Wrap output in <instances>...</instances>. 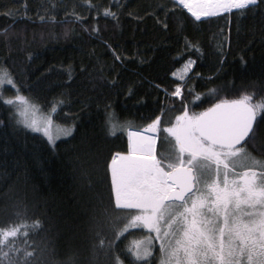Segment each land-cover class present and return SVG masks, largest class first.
I'll list each match as a JSON object with an SVG mask.
<instances>
[{"label":"trees","instance_id":"1","mask_svg":"<svg viewBox=\"0 0 264 264\" xmlns=\"http://www.w3.org/2000/svg\"><path fill=\"white\" fill-rule=\"evenodd\" d=\"M92 2L113 6L116 0ZM120 3L125 7L115 26L110 17H96L88 11L85 0H0V29L14 33L5 41L0 32V64L14 74L22 94L39 105L40 111L48 113L54 100H64L65 105H58L52 114L53 120L59 126L74 125L71 135L59 137L53 148L40 133L16 125L9 117L14 109L0 101V222L7 219L4 208L9 201L4 194L12 185L17 195L26 197L30 216L44 223L45 231L31 239L39 242L46 234L52 235L61 257L73 250L87 256L91 245L76 186V165L97 151L108 159L111 152L127 151V131L114 136L106 133V104L111 103L121 121H129L131 111L159 115L163 107L164 119L171 117L174 122L183 110L181 101L171 96L177 83L182 85L181 97L190 112L216 102L208 89L227 87L229 92H222L221 97L233 99L239 91L264 86V14L260 10H249L246 15L233 10L202 18L204 23H200L186 9L172 10V0ZM53 4L58 5L55 11H51ZM164 4L170 12L167 18L157 7ZM73 6L84 24L99 27L98 34L85 31L70 15ZM7 10L12 15H4ZM46 13L55 15L57 22H40L38 15ZM157 18L168 24L167 30ZM186 40L196 47L186 50ZM104 41L121 54L119 61ZM28 52L33 54L30 61ZM189 57L195 63L185 80L172 76ZM14 93L4 85L5 97ZM149 236L155 234L141 225L132 227L118 244L125 248ZM156 242L153 239L154 264L159 262Z\"/></svg>","mask_w":264,"mask_h":264},{"label":"snow or ice","instance_id":"2","mask_svg":"<svg viewBox=\"0 0 264 264\" xmlns=\"http://www.w3.org/2000/svg\"><path fill=\"white\" fill-rule=\"evenodd\" d=\"M85 5L96 17H110L115 26L125 7L120 0L113 6L92 0H85ZM261 5L264 0H172L171 9H186L194 21L204 23L202 18L233 10L240 15L252 9L264 14ZM57 7L53 4L51 11ZM157 7L167 18L168 5ZM3 14L10 16L12 11ZM70 15L85 31L99 33L97 25L83 23L76 6ZM38 19L57 22L55 15L47 13ZM157 22L167 30V23L159 18ZM0 32L5 41L14 34L9 29ZM104 43L119 61L121 54L108 41ZM189 47L196 45L186 40L185 49ZM27 56L29 61L33 58L31 52ZM241 62H245L243 57ZM194 63L189 57L171 75L185 80ZM5 84L15 95L4 96ZM181 89L180 83L175 84L171 96L181 97ZM131 91L129 88V94ZM208 92L214 94L215 103L190 112L182 98L183 110L174 122L171 117L164 119L166 111L161 107L160 114L149 117L144 126L149 135L129 130L133 125L119 120L111 103L106 104V133L114 136L127 131L128 147L127 151L109 153L110 159L97 151L76 165V186L91 238L88 255L73 250L61 257L50 234L39 242L31 239L45 231L44 223L30 216L26 197L17 195L10 185L4 194L9 201L4 208L7 219L0 222V264H125L126 259L128 264H154L153 239L160 242L158 264H264V86L239 91L233 99L221 97L222 92H229L227 87ZM0 101L14 109L9 117L16 125L42 133L53 148L60 135L70 136L73 131L74 125L53 129L56 121L52 114L58 105H65L62 99L54 100L49 112L38 120L39 105L22 94L14 74L3 64ZM124 220L127 222L120 226ZM138 224L155 236L133 240L121 248L118 241Z\"/></svg>","mask_w":264,"mask_h":264},{"label":"rangeland","instance_id":"3","mask_svg":"<svg viewBox=\"0 0 264 264\" xmlns=\"http://www.w3.org/2000/svg\"><path fill=\"white\" fill-rule=\"evenodd\" d=\"M13 95H15V93L13 94ZM12 95V96H13ZM10 97V96H9ZM31 102V101H30ZM30 112H31V110H30ZM45 114H47V113H45V112H43V111H40V110H38V112H37V119L38 120H40ZM130 115H133V116H129V121H130V123H132V124H134V125H139V126H142V125H144L145 124V119H147L145 116H144V114H142L140 111H131L130 113H129ZM146 115H147V113H145ZM57 127V125L55 124V125H53V129L55 130V128ZM30 131H32L31 129H29ZM131 131H135V130H132V128H131ZM32 132H34V131H32ZM36 133H40V132H36ZM41 135H43L42 133H40ZM145 134V133H144ZM146 135V134H145ZM62 136L63 135H60L59 137L60 138H62ZM45 137V136H44ZM63 137H66V136H63ZM46 139H47V137H45ZM59 139V138H58ZM127 139H128V135H127ZM57 140V139H56ZM142 226V225H141ZM135 227H140V225L138 224V225H136ZM145 229H147V228H145ZM147 230H149V229H147ZM150 231V230H149ZM154 233V232H153ZM155 234V233H154ZM156 244L159 246V244H160V242H156V243H154V245L156 246Z\"/></svg>","mask_w":264,"mask_h":264},{"label":"flooded vegetation","instance_id":"4","mask_svg":"<svg viewBox=\"0 0 264 264\" xmlns=\"http://www.w3.org/2000/svg\"><path fill=\"white\" fill-rule=\"evenodd\" d=\"M173 97V96H172ZM173 98H176L178 101H181V99H182V97H173ZM144 116L147 118V119H145V124L144 125H142V126H139V125H134V124H132L133 125V127H132V129H135V131H137V130H140V131H142V132H144L146 135H149V134H151V133H149V132H147L146 130H145V128H144V126L147 124V123H149L150 121H149V117H153L154 118V116L155 115H151V114H144ZM131 130V129H130ZM157 242H159L158 240H156Z\"/></svg>","mask_w":264,"mask_h":264}]
</instances>
